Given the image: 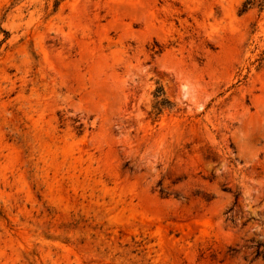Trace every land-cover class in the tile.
<instances>
[{
    "label": "rangeland",
    "instance_id": "obj_1",
    "mask_svg": "<svg viewBox=\"0 0 264 264\" xmlns=\"http://www.w3.org/2000/svg\"><path fill=\"white\" fill-rule=\"evenodd\" d=\"M245 1L0 0V264H264Z\"/></svg>",
    "mask_w": 264,
    "mask_h": 264
},
{
    "label": "trees",
    "instance_id": "obj_2",
    "mask_svg": "<svg viewBox=\"0 0 264 264\" xmlns=\"http://www.w3.org/2000/svg\"><path fill=\"white\" fill-rule=\"evenodd\" d=\"M258 0H246L242 11H247L252 5H254ZM156 101L153 105V110L150 112L151 115H158L166 108H172L173 103L165 97L163 89H158L155 93ZM256 256H264V243H259L257 245Z\"/></svg>",
    "mask_w": 264,
    "mask_h": 264
}]
</instances>
